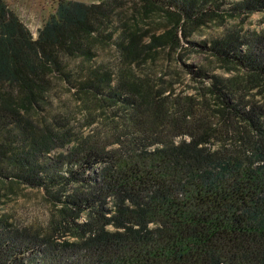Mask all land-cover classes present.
<instances>
[{
	"label": "trees",
	"instance_id": "obj_1",
	"mask_svg": "<svg viewBox=\"0 0 264 264\" xmlns=\"http://www.w3.org/2000/svg\"><path fill=\"white\" fill-rule=\"evenodd\" d=\"M264 0H0V264H264ZM220 32L196 39L205 27ZM188 86L173 61L185 53ZM185 72L184 70H182ZM41 193L43 220L6 207Z\"/></svg>",
	"mask_w": 264,
	"mask_h": 264
},
{
	"label": "rangeland",
	"instance_id": "obj_2",
	"mask_svg": "<svg viewBox=\"0 0 264 264\" xmlns=\"http://www.w3.org/2000/svg\"><path fill=\"white\" fill-rule=\"evenodd\" d=\"M59 0H6L8 6L16 12L21 20L29 27L33 36L37 34V30L43 25L48 17L56 10ZM84 2H96L98 0H79ZM264 28V19L262 14L255 12L245 21L241 31L250 32L259 31ZM220 28L205 27L201 35L197 34L194 37L196 39L204 38L206 36L213 35L220 32ZM205 61V57L202 54L187 52L182 58V61H173L171 65L178 68L183 85H190L188 81V75L184 68V63H196ZM184 70L185 72H183ZM6 209L9 213H12L15 218H18L23 223L39 219L40 221L45 219L43 200L41 199V193L33 190L26 189L23 192L18 191L12 199L8 202Z\"/></svg>",
	"mask_w": 264,
	"mask_h": 264
}]
</instances>
